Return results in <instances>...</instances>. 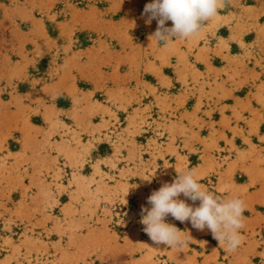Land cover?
Wrapping results in <instances>:
<instances>
[{
  "label": "rangeland",
  "instance_id": "obj_1",
  "mask_svg": "<svg viewBox=\"0 0 264 264\" xmlns=\"http://www.w3.org/2000/svg\"><path fill=\"white\" fill-rule=\"evenodd\" d=\"M127 2L137 4L134 16L152 0H0V264H264L256 251L263 226L228 252L211 233L206 243L155 248L139 222L149 195L198 162L201 151L186 142L218 119L210 97L223 78L235 84L246 61L257 67L264 58V0H227L197 36L167 47L143 41L130 23L115 25ZM155 61L167 63L171 85L156 101L133 102L130 82ZM179 93L184 99L174 100ZM195 95L201 119L172 121ZM234 152L216 149V160ZM178 153L188 158L182 170L174 169ZM218 179L198 182L221 193ZM167 222L185 237L194 229Z\"/></svg>",
  "mask_w": 264,
  "mask_h": 264
},
{
  "label": "crops",
  "instance_id": "obj_2",
  "mask_svg": "<svg viewBox=\"0 0 264 264\" xmlns=\"http://www.w3.org/2000/svg\"><path fill=\"white\" fill-rule=\"evenodd\" d=\"M135 6L137 4L128 2L123 4L125 13L114 22L115 25L122 26L124 24L127 26L130 23L132 28H141L145 34L143 41H146L155 32L157 22L153 20L151 24H146L147 16L143 15V11L141 14L133 16L132 10ZM166 26L171 27L172 22H166ZM171 42L177 43V40ZM166 64L165 62L155 61L141 69L142 72H139L134 81L130 82L133 86L131 88L133 102L142 99L144 96H151V102L152 100L156 101L163 92L161 91L162 88L171 85L172 81L165 75ZM258 64L259 66L256 67L255 63L250 65L249 61H246L242 67L247 71V76L239 79L235 84H229L227 79L223 78L221 92L216 97H210L212 102L220 104L219 107L215 105L216 108L221 107L220 109H222V111L219 110L218 119L213 122L214 124L210 128L206 129V133L202 136H198L196 140L186 142L189 151L196 148L201 151L198 155V162L190 168L194 171L197 180L217 172L219 179L216 188L221 193L214 192V194L223 199L238 197L244 201L246 211L244 212V228L241 230V235L247 241V244H250L248 241H251L250 231L257 230L261 226L264 227V219L262 218V211H260L264 207V165L261 164L263 161L257 157L264 150V131L261 130V122L264 121V77H262L261 64H264V58H258ZM173 65L172 76L175 75V72H178V69L180 70L177 61ZM207 65L208 62H206ZM145 73L148 77L143 76ZM127 84L129 85V83H126V86ZM242 89L244 91L240 94L239 91ZM181 95L182 93L175 94L173 99L176 100V97L184 99ZM184 96L186 97V94ZM199 100H202L200 96L195 95L189 108L174 113L176 118L172 121L182 122L186 125L183 120H180L185 113L201 119L202 115L196 109ZM172 108L175 109L176 106L174 105ZM212 110V107L206 109L208 115L211 114ZM241 117L246 118L247 125L239 128L237 119ZM188 130L201 134V131L196 130L195 125L189 126ZM197 143L199 146H197ZM257 147H260V149H257ZM219 148L226 150L234 148L235 152L225 163L221 164L215 156V150ZM189 153L187 152V154ZM242 154L246 157H242ZM177 159L178 161L174 162V169L182 170V166L187 163L188 158L178 153ZM190 169H186L183 173ZM237 174L241 177L240 181L236 180ZM184 224L190 223L185 222ZM209 233L208 229L201 232L188 227L186 230L189 239L199 243L206 242V236ZM242 246L244 248L246 242ZM260 248L262 249H256V251L264 252V242L261 243ZM245 260L247 262V259Z\"/></svg>",
  "mask_w": 264,
  "mask_h": 264
},
{
  "label": "clouds",
  "instance_id": "obj_3",
  "mask_svg": "<svg viewBox=\"0 0 264 264\" xmlns=\"http://www.w3.org/2000/svg\"><path fill=\"white\" fill-rule=\"evenodd\" d=\"M226 6L227 0H152L144 6L143 12L147 16L146 24L153 20L157 22L149 39L167 47L173 40L195 37ZM168 21L172 22L171 27L166 26ZM147 204L150 207H141L139 222L155 248L163 245L183 249L188 246L189 238L183 236V231L175 224L167 222L169 216L181 224L190 223L198 231L208 229L228 252L235 251L243 242L244 201L238 197L223 199L215 195L198 182L191 169L154 190L147 198Z\"/></svg>",
  "mask_w": 264,
  "mask_h": 264
}]
</instances>
